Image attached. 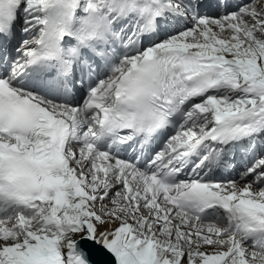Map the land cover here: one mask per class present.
Returning a JSON list of instances; mask_svg holds the SVG:
<instances>
[{
    "label": "snow or ice",
    "instance_id": "1",
    "mask_svg": "<svg viewBox=\"0 0 264 264\" xmlns=\"http://www.w3.org/2000/svg\"><path fill=\"white\" fill-rule=\"evenodd\" d=\"M0 264H264V0H0Z\"/></svg>",
    "mask_w": 264,
    "mask_h": 264
}]
</instances>
